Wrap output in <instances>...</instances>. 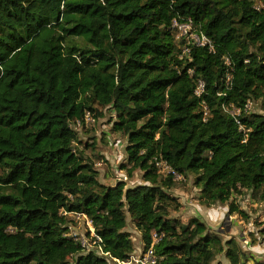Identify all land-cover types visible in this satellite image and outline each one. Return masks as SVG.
Masks as SVG:
<instances>
[{
  "label": "trees",
  "instance_id": "1",
  "mask_svg": "<svg viewBox=\"0 0 264 264\" xmlns=\"http://www.w3.org/2000/svg\"><path fill=\"white\" fill-rule=\"evenodd\" d=\"M174 21L212 49L177 42ZM248 103L264 104V0H0V264H110L98 249L125 260L128 220L156 264H248L242 242L171 217L178 181L158 169L192 176L206 208L248 220L249 196L264 209V113ZM106 111L139 185L101 183L78 151L71 124ZM75 218L100 242L88 227L84 247ZM248 238L264 246V221Z\"/></svg>",
  "mask_w": 264,
  "mask_h": 264
},
{
  "label": "rangeland",
  "instance_id": "2",
  "mask_svg": "<svg viewBox=\"0 0 264 264\" xmlns=\"http://www.w3.org/2000/svg\"><path fill=\"white\" fill-rule=\"evenodd\" d=\"M192 31V30H191ZM177 42V33L175 35ZM251 111L257 113H264V104L257 103L252 105ZM115 119V115L112 112L106 111L102 118L96 120V123L92 125H84L83 128H76L80 144L78 151L82 150L85 157L92 158L94 167L98 170L99 181L103 184L114 186L119 181H124L127 187L139 185L142 183L141 174L136 172L131 179H127L125 171L120 170V166L126 163V138L111 130L112 123ZM93 146L96 150L98 158L92 156V150L90 148L85 149V145ZM160 172L167 173L164 166L158 167ZM176 186L170 192L171 196L176 198L181 204V208L171 213V217L181 221L183 224L191 218H198L205 222L208 228L217 233L223 241L230 238L236 239L239 244L243 246V250L249 257L248 264H253L252 259L257 261H264V246L259 240L254 246H250L248 238L249 232H255L258 223L264 221V209L261 204L246 196L243 199H239V206L242 211L248 215V220H244L239 216H228L227 208L222 205H215L210 208L201 206L198 200L199 190L194 187L193 177H182V180L176 179ZM75 222L71 226L73 236H78L79 239L84 242H89L86 237L88 232V225L83 219H74ZM127 231L130 233L134 246L136 249L142 248L141 234L137 232L134 226L129 223ZM229 264L223 256H218L216 263ZM214 263V264H216Z\"/></svg>",
  "mask_w": 264,
  "mask_h": 264
},
{
  "label": "built area",
  "instance_id": "3",
  "mask_svg": "<svg viewBox=\"0 0 264 264\" xmlns=\"http://www.w3.org/2000/svg\"><path fill=\"white\" fill-rule=\"evenodd\" d=\"M259 6H261V4H259L257 6V8ZM172 28L177 33V40L183 39L187 44L192 43L195 46H209L210 49H212L210 40H208V38L203 33H200L198 31L194 30L193 25L190 21L184 22V23L174 21L172 24ZM186 51H187V49L185 48L184 52H186ZM203 89H204V84L202 81H199L197 84V89L195 90V94L197 96H200L201 93L203 92ZM250 108H251V105L248 103L246 106V109L249 110ZM227 111H229V113L232 116H236L238 114V110H236L234 108H232L231 110L227 109ZM94 122L95 121L91 117V115L89 113H86L82 120H77V121L73 122L71 124V127L74 130L76 128L81 129L83 124L88 126V125L94 124ZM160 165L164 166V168L167 170V173H173V175L175 176V180L176 179L182 180V177L175 174L173 171H171V169H169V167L165 163L158 164V167ZM86 223H87V225L91 231V236L96 237L93 229L90 226V221L86 220ZM153 238H154V242H156V235H153ZM96 239H97V241L94 242L95 244L100 242L99 238L96 237ZM81 242H82V245L84 247H85V245H87V242H84V240H82ZM97 254L108 257L111 261L110 264H156V262H157V258L155 256L154 250H153V245H151L145 252H142V248L135 250V252L133 254H131L125 260L111 259L107 254H103L100 249L97 250Z\"/></svg>",
  "mask_w": 264,
  "mask_h": 264
}]
</instances>
